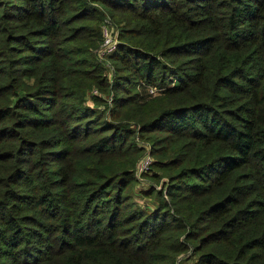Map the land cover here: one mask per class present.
I'll use <instances>...</instances> for the list:
<instances>
[{"label": "trees", "instance_id": "1", "mask_svg": "<svg viewBox=\"0 0 264 264\" xmlns=\"http://www.w3.org/2000/svg\"><path fill=\"white\" fill-rule=\"evenodd\" d=\"M194 255L264 264V0H0V264Z\"/></svg>", "mask_w": 264, "mask_h": 264}, {"label": "built area", "instance_id": "2", "mask_svg": "<svg viewBox=\"0 0 264 264\" xmlns=\"http://www.w3.org/2000/svg\"><path fill=\"white\" fill-rule=\"evenodd\" d=\"M104 31V41L101 46V54L111 52L117 48L118 45V29L110 23H105L103 27ZM153 91L156 90L155 87H151ZM154 161V156L152 152L148 150L143 157L140 159L137 167V172L139 176H143V173L148 171Z\"/></svg>", "mask_w": 264, "mask_h": 264}, {"label": "rangeland", "instance_id": "3", "mask_svg": "<svg viewBox=\"0 0 264 264\" xmlns=\"http://www.w3.org/2000/svg\"><path fill=\"white\" fill-rule=\"evenodd\" d=\"M148 171L151 172L152 169L150 168ZM152 183H153V179H151L149 174H145L143 176H140L139 180L133 186V194H134L135 199L138 200L140 203H144V204L151 202V199H150L151 197L144 195L143 193H141L140 190L141 189L142 190L147 189L148 187H150V185ZM182 256H184V255H182ZM195 260H196L195 255L191 256V257L185 256L181 260L182 262H180V264H195Z\"/></svg>", "mask_w": 264, "mask_h": 264}]
</instances>
